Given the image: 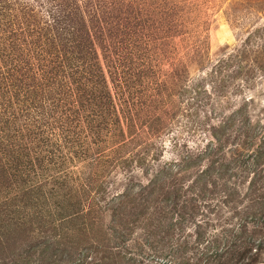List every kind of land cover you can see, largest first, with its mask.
I'll return each instance as SVG.
<instances>
[{"label":"trees","instance_id":"16d2710c","mask_svg":"<svg viewBox=\"0 0 264 264\" xmlns=\"http://www.w3.org/2000/svg\"><path fill=\"white\" fill-rule=\"evenodd\" d=\"M43 6L47 8L43 12L45 15L38 16L39 11L35 9ZM88 8H91L90 2L81 10L77 0H0V62L4 63L10 56L18 61L27 59L26 62L23 61L26 64L33 55L30 48L33 51L35 49V55L44 53L53 56L46 65L39 64L41 70L46 69L44 72L40 71V75H43L41 82L33 77L30 81L25 79L22 84V80L14 77L20 68L10 74V70L9 73H3L0 67V133H4V137H0V155L6 157L5 162L0 158V188L3 186L5 189V199L9 197L10 186L13 185L14 190L31 200V218L36 223L38 235L35 247L27 246L28 251L24 254L15 252L13 264H144L145 261L151 263L152 259L161 264H261L264 261V149L257 146L252 151L248 150L250 162L245 165L247 156L234 157L235 154H230L227 158L223 154L227 141L224 135L217 138L210 147L212 151L206 152L204 147L196 155L195 158L201 161L208 158V165L194 174V177L184 175V178H177L162 172L169 175L168 178L163 174L164 179L150 187L134 194H120L109 207L100 206V201L104 198V183L99 179L106 174L99 172H108L106 169L102 170L103 164L109 168L120 164L122 159L119 152L113 158L102 161V166L95 164L89 169L85 175L84 191L79 193V197L71 187H64L62 181L61 184L56 183L61 187H52L45 192L41 191V187L17 186L19 183L25 184V180L21 179L22 174L31 178L36 174L35 170H48L44 166L47 163L55 167L57 172L65 165L64 160L70 162L73 156L77 158L81 154H87L86 130L94 131L97 135L108 124H113L115 128L119 126L117 115L114 114L115 97L105 92L106 88L99 83L89 85L84 82L80 85L76 79L85 80L89 76L90 71L80 69V66L83 65L81 61L88 60L85 57L95 51L93 42H90L92 36L104 32L103 38L99 35L96 40L98 43L107 41L117 44L113 54L119 66L122 63L129 64L126 60L132 58L133 51L129 50L131 47L137 60L144 59L148 64L142 78L151 76L150 61L156 55L148 56V40H145V31L140 28L141 23L148 21L142 19L136 27L128 28L123 23L126 19L109 14H101L99 18L96 13L89 14ZM87 22L90 28H87ZM15 25L16 28L13 27ZM12 39H18L16 44L6 48L5 45ZM84 41L87 42L86 45L83 44ZM46 46L51 52L42 50ZM107 49L110 48L105 47L104 51L107 52ZM64 52L78 56L74 58L77 65L68 64L70 57L66 59ZM107 60L108 63H115L111 57ZM17 64L16 67H19ZM118 65L111 66L114 77L118 76ZM29 69V72H38L31 67ZM247 72L238 65L234 74ZM120 73L121 76L124 74L122 70ZM16 80L20 83L14 93L1 89L13 85ZM72 83H75V88ZM100 83L104 81L100 79ZM29 86L32 88L28 89ZM159 86L162 87L163 84ZM115 87L120 90L117 102L122 118L137 121L132 110L136 114L137 108L148 106L144 102L148 97H141L142 92L139 90L135 91L133 98L128 99L127 82L118 83ZM157 89L158 85L153 91ZM122 93L127 98L123 99ZM40 95L47 98L42 97V101L36 99ZM24 102L28 103L24 105ZM15 104L25 110L30 107L33 110L40 109V114L32 116L34 119L30 125L26 122L23 128H13L9 124L14 120L12 107ZM149 131L152 132L150 129ZM47 132L57 133L59 138L49 137L47 142V138L42 137ZM119 134L120 141H123L121 144L125 143L123 133ZM37 137L40 142L32 146ZM1 140L15 148L5 150ZM257 141L260 145L264 143V138L261 142ZM43 146H49V150H42ZM31 153L33 158L30 157ZM188 168L186 166L185 171ZM190 178L192 181L184 189L182 183ZM244 185L242 194L239 188ZM45 196L56 202L55 206L45 209L44 215H41L40 205L37 203L44 200ZM205 200H215L217 207L231 213V218L237 217L236 223L231 225V219L228 218L225 222L228 226L226 230L206 237L210 225L196 221L198 203L204 205ZM9 201L10 199L5 200L3 205L0 204V238L9 234V227L14 226L15 216L19 214V211L12 209L14 205ZM88 201L87 208L83 209V203L87 204ZM205 207L209 210L210 206ZM217 210L218 208L216 212ZM107 213L110 224L106 228L101 219ZM210 213H213V209ZM188 226L192 227V233L186 234ZM136 227H139L140 234L137 239H130ZM11 260L8 264L12 263Z\"/></svg>","mask_w":264,"mask_h":264},{"label":"rangeland","instance_id":"374dc122","mask_svg":"<svg viewBox=\"0 0 264 264\" xmlns=\"http://www.w3.org/2000/svg\"><path fill=\"white\" fill-rule=\"evenodd\" d=\"M87 2H90L91 7L88 8L89 14L96 13L99 18L101 14H109L126 19L123 23L124 26H129L128 28L136 27L142 19L148 21L145 24L141 23L140 28L145 31V40H148L147 45L150 48L148 56L156 55L150 61L151 76L142 78L148 64L146 65L144 59L137 60L131 47L129 50L133 51L132 58L126 60L129 64L122 63V66H119L113 54L116 52L117 44L107 41L98 43L96 40L99 35L103 38L104 32L92 36L90 42H93L95 51L86 56L88 60L81 61L83 65L80 66V69L90 71L89 76L85 77V80L76 79L80 85L84 82L89 85L99 83L106 88L105 92L115 97L114 114L117 115L119 126L115 128L113 124H108L106 129L97 135L94 131L86 130L84 134L88 152L85 155L81 154L83 156L79 155L83 158L73 156L70 162L64 160L65 165L57 172L54 170L55 167L47 163L44 166L48 170H35L36 174H30L31 178H26V175L22 174L21 179L25 180V184L19 183L17 186L41 187V191L45 192L52 187L56 188L62 181L64 187H71L72 191L79 194L84 191L85 175L89 169L95 164L102 166V161L109 160V157L113 158L114 154L119 152L122 159L120 164H114L110 168L103 164L102 170L106 169L108 171L106 173L98 170L99 174H106L101 175L99 179L104 183L102 186L104 198L100 201V206L109 207L116 202L120 194H134L160 182L164 175L167 176L162 172L170 173L177 178H184V175L194 177V174L204 170L208 165V158L201 161L195 158L196 155L204 147L207 149L206 152L212 151L210 147L223 135L227 138L223 154L227 158L230 154H235L234 157L247 156L245 165L250 162L248 150L252 151L257 146L264 149V143L258 145L257 141L261 142L264 138V0H77L81 10ZM35 10L39 11L38 16H43L47 8L43 6ZM86 26L90 28L89 22ZM13 27L16 28V25ZM18 39H12L5 47L9 48L16 44ZM123 43L128 45L126 42ZM47 47H43L42 50L51 52ZM105 47L110 49L105 52ZM30 50L33 55L26 64L23 61L26 62L27 59L18 61L17 58L10 56L4 63L0 62L3 73L11 71L10 74H13L20 68L14 77L22 80V84L25 79L30 81L33 77L41 82L43 75H40L42 74L40 71L44 72L46 69L41 70L39 64L46 65L53 56L44 53L38 56L34 54L35 49ZM66 52L63 55L66 59L70 57L68 64L77 65L74 58L78 56H71ZM109 57L116 64L108 63ZM16 64L19 67H16ZM114 65H118L119 80L114 77L111 67ZM238 65L248 72L235 75ZM29 67L32 70L37 69L38 72L35 70L29 72ZM120 70L124 73L122 76ZM100 79L104 83H100ZM126 82L129 85L128 99L133 98L135 91L139 90L142 92L141 97H148L146 101L143 100L148 106L137 108L136 114L132 110L137 121L134 119L128 121L119 113L117 101L120 90L115 86ZM19 83L16 80L13 85L1 89L12 94L19 87ZM161 84L162 87L159 86ZM157 85L158 89L153 91ZM72 87L75 88V83H72ZM30 88L32 87L29 86L28 89ZM40 96L36 99L42 101L43 96ZM125 98L127 95L124 93L123 99ZM12 109L14 120L9 126L16 129L23 128L26 122L30 125L34 119L32 116L35 113L37 116L40 114V109L33 110L30 107L25 110L19 104L13 105ZM10 119L11 117L8 118ZM120 132L123 133L122 139L125 142L123 144H121L123 141H120ZM0 137H4V133H0ZM42 137L47 138L48 142L49 137L58 139L59 135L47 132ZM38 138L33 141L32 146L40 142ZM1 144L5 150L15 148L14 145L9 146L2 140ZM121 146L123 147L120 148ZM42 150H49V146L46 148L43 146ZM43 154L42 151L41 155ZM31 155L33 156V153L30 154L33 158ZM0 158L6 161L3 155H0ZM186 166L190 167L187 171ZM262 166L264 167V163ZM98 177L97 175L96 178ZM191 178L182 183L184 189L192 181ZM12 186L7 199L4 187L0 188V204L3 205L5 200L10 199L9 203L12 202L14 205L12 209L19 211L13 221L14 226L9 227V234L0 238V264H8L11 259V264L15 263L13 261L15 252L24 254L28 251L27 246L33 248L38 243L37 226L31 218L33 204ZM245 186L239 188L242 194ZM54 202L56 201L46 196L44 200H39L37 204L40 205L41 215H44L45 209L55 206ZM88 204L89 201L87 204L83 203V209H86ZM203 204L198 203L196 221L210 225L206 237L218 235L222 230H226L228 226L225 222L228 218L231 219V225L236 223L237 217L231 218V213L217 207L218 203L215 200H205ZM205 206H210L209 210ZM212 209L213 213H210ZM109 220V213L101 219L106 228L110 224ZM186 228V234L192 233V227ZM138 229L139 227H136L130 239H137L140 234ZM144 264L161 262L152 259L151 263L145 261ZM261 264H264V261Z\"/></svg>","mask_w":264,"mask_h":264}]
</instances>
